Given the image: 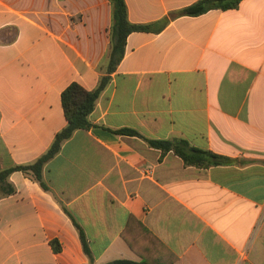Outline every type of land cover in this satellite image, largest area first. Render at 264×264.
I'll list each match as a JSON object with an SVG mask.
<instances>
[{"label":"crops","instance_id":"1","mask_svg":"<svg viewBox=\"0 0 264 264\" xmlns=\"http://www.w3.org/2000/svg\"><path fill=\"white\" fill-rule=\"evenodd\" d=\"M197 1L125 0L129 22L152 31L127 37L92 127L44 165L48 191L21 172L9 176L0 264H90L62 208L93 264L141 261L121 238L129 217L166 248L157 264H264V0L171 19ZM110 27L108 0H0L1 170L48 151L66 126L61 93L71 83L92 91L107 76ZM122 129L183 139L228 162L185 166L114 133ZM127 235L139 248L137 224Z\"/></svg>","mask_w":264,"mask_h":264},{"label":"trees","instance_id":"2","mask_svg":"<svg viewBox=\"0 0 264 264\" xmlns=\"http://www.w3.org/2000/svg\"><path fill=\"white\" fill-rule=\"evenodd\" d=\"M111 5V27H110V51L106 66L107 76L101 78L98 86L92 91H86L77 83H71L61 93V107L66 120V126L55 135L52 145L48 151L41 156L35 163L26 166H15L5 170L0 169V196H10L15 193L13 186L8 182L9 176L14 172H21L27 178L37 183L39 187L47 192L48 188L42 178L44 165L54 158L60 151L63 143L69 140L73 133L78 130H89L92 124L89 121V116L93 112L95 103L102 91L109 82V76L122 61L125 55L126 39L131 33L136 32H151V26H142L131 24L127 17V6L125 0H108ZM244 0H199L179 11L170 14L171 19L179 17L196 18L207 14L210 11H229L235 10ZM168 23L165 20L163 27ZM162 27V28H163ZM161 29V28H160ZM117 135L142 138L147 145L159 150L162 155L172 153L179 157L185 166L206 169L211 166H218L227 163V159L214 154L210 151H205L191 147L187 141L183 139L173 140H150L143 138L136 131L130 129H122L114 132ZM67 217L71 220L75 227L79 240L81 242L84 255L88 258L89 263L93 264V257L88 248L87 239L82 228L76 222L74 217L65 209L62 208ZM134 222L143 232L139 248L135 246L128 238L127 231L130 224ZM121 238L125 241L128 247L140 257V262H132L127 260H116L107 264H157L160 261L161 250L166 248L157 240L150 232H148L137 220L129 217L126 228L121 234ZM50 246L53 253L60 252V246L56 240L50 241ZM175 261V257L166 260L159 264H171Z\"/></svg>","mask_w":264,"mask_h":264}]
</instances>
